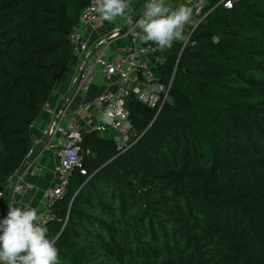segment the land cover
I'll return each mask as SVG.
<instances>
[{
  "label": "trees",
  "instance_id": "16d2710c",
  "mask_svg": "<svg viewBox=\"0 0 264 264\" xmlns=\"http://www.w3.org/2000/svg\"><path fill=\"white\" fill-rule=\"evenodd\" d=\"M89 0H0V184L26 159L29 128L70 58ZM183 45L161 51L168 98L128 95L135 139L81 131L44 222L60 264H264V0H209Z\"/></svg>",
  "mask_w": 264,
  "mask_h": 264
},
{
  "label": "built area",
  "instance_id": "2783aa9c",
  "mask_svg": "<svg viewBox=\"0 0 264 264\" xmlns=\"http://www.w3.org/2000/svg\"><path fill=\"white\" fill-rule=\"evenodd\" d=\"M184 1L196 3L197 6L202 0ZM218 2L225 7L231 5V0ZM94 7V0H89L81 7L68 33L75 71L66 92L60 94L57 104L51 105L46 100L42 107L48 118L39 132L40 135L47 136L48 142L45 144L52 145L50 141H54L56 154L55 180L44 189V210L43 214L38 213L43 223L53 217L50 206L55 199L61 197L70 170L79 167L80 173L84 172L80 167L81 131L106 133L123 150L136 137L128 122V110L125 106L127 96L133 95L145 105L155 107L156 111L168 98L171 74L167 81L158 80L155 71L159 60L155 54L156 44L141 41V30L136 27L145 8L121 29L112 28L105 35L92 39L91 33L100 23V15L94 11ZM188 24H193L192 19ZM121 34L128 38L127 44L119 46V54L116 56L109 55L107 50L110 43ZM184 35L181 45L187 40L188 33L184 31ZM97 75L107 81L106 85L91 102L80 101L71 106L73 96L86 91ZM39 140L40 137L32 139L26 157ZM14 173L15 171L7 179H11ZM30 186L28 181L19 176L13 181L12 190L22 192Z\"/></svg>",
  "mask_w": 264,
  "mask_h": 264
},
{
  "label": "clouds",
  "instance_id": "9594fccd",
  "mask_svg": "<svg viewBox=\"0 0 264 264\" xmlns=\"http://www.w3.org/2000/svg\"><path fill=\"white\" fill-rule=\"evenodd\" d=\"M94 3V11L109 22L133 11L132 0H94ZM192 11L183 3L173 7L165 0H147L136 22L141 41L154 42L161 51L170 49L174 41L185 39L184 28ZM0 264H60L55 237L48 235L38 209L28 204L9 205L6 218L0 220Z\"/></svg>",
  "mask_w": 264,
  "mask_h": 264
},
{
  "label": "crops",
  "instance_id": "0c3cea01",
  "mask_svg": "<svg viewBox=\"0 0 264 264\" xmlns=\"http://www.w3.org/2000/svg\"><path fill=\"white\" fill-rule=\"evenodd\" d=\"M208 1L209 0H202L197 6H195L196 3H189L184 0H165V3L173 7L183 3L197 11L201 5ZM146 3L147 0H132L133 11L126 17H117L112 22L104 20L102 17H100L99 25L91 33L92 39H97L98 37L105 35L112 28L116 27L121 29L131 18L135 17L142 9L145 8ZM122 36L125 38V41L122 43H117L116 41L119 36L112 40L107 50L109 55L116 56L119 54V46L127 44L128 38L124 34ZM74 71L75 59L70 55L65 69L58 75L47 98L48 103L51 105L57 104L60 94L66 92L70 78ZM106 82L107 81L97 75L86 91L76 93L73 96L71 106H75L80 101H84L86 103L91 102L97 92L106 85ZM47 118V113L42 109L31 122L29 128L31 142L34 137H40V140L38 143L33 145L32 152L22 163V169L18 175H16L13 180L9 178L0 184V220L6 218L10 204L15 206H23L24 204H28L38 209V213L43 214L44 189L55 180L56 164L55 146L53 143L54 141H50L52 145L45 144L48 142V138L46 135H40L39 132L40 128L45 124ZM29 157H31L30 160H28ZM19 176L20 178L28 181L31 185L22 192H16L12 190L13 181Z\"/></svg>",
  "mask_w": 264,
  "mask_h": 264
},
{
  "label": "water",
  "instance_id": "95a60500",
  "mask_svg": "<svg viewBox=\"0 0 264 264\" xmlns=\"http://www.w3.org/2000/svg\"><path fill=\"white\" fill-rule=\"evenodd\" d=\"M142 11H143V9L136 16H138ZM90 132H93V131H90ZM30 158L31 157H29L28 160H30ZM21 169H22V165L15 171V173L12 175L11 179H13L15 177V175H17L20 172Z\"/></svg>",
  "mask_w": 264,
  "mask_h": 264
},
{
  "label": "rangeland",
  "instance_id": "374dc122",
  "mask_svg": "<svg viewBox=\"0 0 264 264\" xmlns=\"http://www.w3.org/2000/svg\"><path fill=\"white\" fill-rule=\"evenodd\" d=\"M123 34H121L117 39H116V41H117V43H122V42H124L125 41V38H124V36H122ZM76 99V98H75ZM74 102V101H73Z\"/></svg>",
  "mask_w": 264,
  "mask_h": 264
}]
</instances>
